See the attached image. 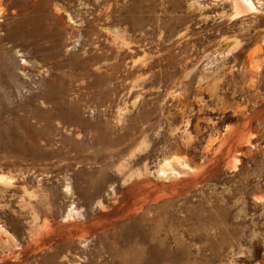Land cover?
I'll list each match as a JSON object with an SVG mask.
<instances>
[{
	"label": "rangeland",
	"instance_id": "1",
	"mask_svg": "<svg viewBox=\"0 0 264 264\" xmlns=\"http://www.w3.org/2000/svg\"><path fill=\"white\" fill-rule=\"evenodd\" d=\"M0 0V264H264V0Z\"/></svg>",
	"mask_w": 264,
	"mask_h": 264
},
{
	"label": "bare ground",
	"instance_id": "2",
	"mask_svg": "<svg viewBox=\"0 0 264 264\" xmlns=\"http://www.w3.org/2000/svg\"><path fill=\"white\" fill-rule=\"evenodd\" d=\"M238 7L242 8V10H250L254 8L253 3L250 0H234ZM5 178L0 176V181H3Z\"/></svg>",
	"mask_w": 264,
	"mask_h": 264
}]
</instances>
